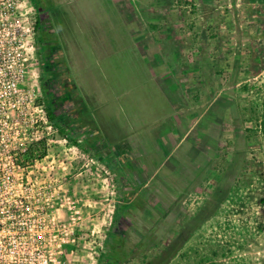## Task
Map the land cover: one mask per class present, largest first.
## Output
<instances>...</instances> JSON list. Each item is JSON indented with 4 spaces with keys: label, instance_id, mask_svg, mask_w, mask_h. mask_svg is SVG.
Wrapping results in <instances>:
<instances>
[{
    "label": "rangeland",
    "instance_id": "rangeland-1",
    "mask_svg": "<svg viewBox=\"0 0 264 264\" xmlns=\"http://www.w3.org/2000/svg\"><path fill=\"white\" fill-rule=\"evenodd\" d=\"M185 1L188 0H35L41 8L40 15L35 9L36 16L41 18V27L36 28L33 39H29L35 59L29 82H33L36 101L41 103L43 99L41 75L50 77L53 72L50 68L54 63L61 65L65 61L66 68L76 72L77 85L80 87H77L78 92H73L71 99L64 103L58 102L55 112L60 119V129L66 133H61L59 127L53 124L55 131L49 136V143H40L41 149L44 147L45 156L38 163L42 167L53 165L56 175H66L62 183V189H66V192L58 189L53 209L59 215L69 214L68 204L62 199L68 195L78 210V213H74L75 241L66 250L68 264H105L108 255L114 258L113 264H143L142 260L146 258L137 254L125 259L123 251L127 246L117 241L116 235L127 231L128 219L133 217L129 206L132 209L133 201L123 203L124 192L120 180L125 165H113L112 168L99 159L98 153L101 154V151L95 130L89 129L86 134L74 136L78 146L69 143L65 136L69 130L64 124L69 121V113L73 114L80 109L77 102L83 98L103 103L97 111L94 109L91 113L97 135L104 139L102 146L122 139L129 132V120L135 117L142 121V108H145L146 101H134L131 98L145 92L140 75H134L135 69L139 67L144 70L145 64L140 61L139 55L133 54L139 50L141 43L132 42L131 35L159 34L167 29L166 25L171 28L173 19L183 21L186 18L183 15L185 9L178 11L176 7L177 10L173 12L171 7L177 4L183 7ZM53 7L63 9L62 13H58V18L49 9ZM149 23H157L159 26L152 28ZM59 30L63 42L56 44H61L64 49V61L56 57L61 55L60 49L51 51L43 46ZM38 38L41 39L39 42ZM136 61H140V65ZM247 92L249 95L246 102L249 107L260 99L259 120L253 129L255 137L249 147L251 152L248 159L251 165H243L230 196L218 212L200 225L167 264H264V131L260 127L264 86L258 97L255 90ZM134 106L137 108L133 111ZM27 172L11 165H0V211L39 206L37 202L32 205V201L22 196L29 192V185L7 179L25 174L32 181L33 173ZM163 172L160 170L157 177L162 176ZM164 175L167 176L166 172ZM216 178L212 176L213 183ZM156 189L155 196L151 198L162 199L161 203L165 207L171 205V195L162 187ZM192 189V186H188L178 195L186 197L183 207H180L177 225L191 217L213 188H197L193 193ZM188 192L191 194L187 195ZM193 223H197L196 216L193 217ZM177 229L175 226L165 233L159 247L148 251L147 258L163 251L176 237ZM215 251L217 254L213 253ZM170 252L164 253V257L167 258Z\"/></svg>",
    "mask_w": 264,
    "mask_h": 264
},
{
    "label": "crops",
    "instance_id": "crops-1",
    "mask_svg": "<svg viewBox=\"0 0 264 264\" xmlns=\"http://www.w3.org/2000/svg\"><path fill=\"white\" fill-rule=\"evenodd\" d=\"M176 7L185 9L183 21L173 19L159 34L131 35L141 43L133 54L145 64L134 71L145 92L131 98L146 101L142 121L129 120V132L103 146L95 126L99 159L125 165L123 203L145 190L153 197L156 187L172 199L188 186L196 185L192 193L211 190L226 165H251L260 99L249 107L246 97L248 90L258 97L264 86V0H188ZM102 104L95 102L96 111ZM160 170L167 176L157 177Z\"/></svg>",
    "mask_w": 264,
    "mask_h": 264
},
{
    "label": "built area",
    "instance_id": "built-area-1",
    "mask_svg": "<svg viewBox=\"0 0 264 264\" xmlns=\"http://www.w3.org/2000/svg\"><path fill=\"white\" fill-rule=\"evenodd\" d=\"M36 20L31 0H0V165L33 173L32 181L25 174L7 179L29 185L23 198L39 203L0 211V264H68L66 250L75 241L74 201L62 198L69 214L53 209L66 175H56L53 165H38L45 156L40 143H49L55 126L29 82Z\"/></svg>",
    "mask_w": 264,
    "mask_h": 264
},
{
    "label": "trees",
    "instance_id": "trees-1",
    "mask_svg": "<svg viewBox=\"0 0 264 264\" xmlns=\"http://www.w3.org/2000/svg\"><path fill=\"white\" fill-rule=\"evenodd\" d=\"M31 2L40 15L41 8L37 5V2H35V0H31ZM49 9L51 13H54L53 15L55 18H58V13L63 12V9L58 7ZM40 27L41 18L38 16L36 20V28ZM59 33L61 34L60 30ZM37 40L39 42L41 39L38 38ZM74 73L76 74L75 71ZM59 82V76L49 79L48 77L46 78L41 75V86L43 90V99L41 102L45 104L48 119L57 127L60 126V119L55 112L59 100L57 92L59 93L61 88ZM73 87L75 88V86ZM88 101H90V103H88ZM81 103L80 109L77 112V118L64 124L66 129L69 130L68 134L65 135L68 142L73 143L76 146L79 144L74 136L86 134L89 129L95 130V122L91 119V113L95 109V101L93 102V100H89V98H87V100L83 98ZM260 127H262L264 131L263 117ZM59 131L61 133H66V131L60 129V127ZM242 166L243 165H226V167L221 170L222 174L220 179L214 185L204 204L200 206L201 208L199 209L198 214H196L197 223H193V217L187 218L181 225H177L176 223L178 216L181 214L180 207H182V205L180 203L186 195L178 196L179 201H176L174 198L172 204L165 207L163 203H161V201H163L162 199L155 200L154 198L145 196L143 192L140 193L134 198V200H132V209L131 205H129L133 217L128 219L127 231H123L116 235L118 243L128 247L123 251L125 253V259L137 254L144 257L146 256V258H143L142 260L143 264H167L171 259H174L177 250L182 249L186 245L187 241L191 239V236L200 225H202L210 216H214L220 208V203L225 202L230 196L232 188L236 183V176ZM175 226L178 228L176 237L163 248V251L154 254L152 258L148 259V251L159 247L161 241H163L164 234L168 233ZM187 249L189 250V248ZM169 251L171 252L168 253L167 258L164 257V253ZM213 253L217 254L216 251ZM203 259L201 258L200 260ZM113 262L114 258L111 255H108L104 261L105 264H113Z\"/></svg>",
    "mask_w": 264,
    "mask_h": 264
},
{
    "label": "flooded vegetation",
    "instance_id": "flooded-vegetation-1",
    "mask_svg": "<svg viewBox=\"0 0 264 264\" xmlns=\"http://www.w3.org/2000/svg\"><path fill=\"white\" fill-rule=\"evenodd\" d=\"M59 34L60 33L58 32V34H56L52 40H48L45 43H43V44H45L43 46L48 47L49 50H51V51H54L55 49H60V52H61L60 54L61 55H58L56 57L58 59H62L64 61L65 60L64 49L61 47V44H59V43L56 44V42H63V40H62V38H61V36ZM59 36H60V38H59ZM54 66L52 68H50V70L53 71V72H52L51 76L48 77V78L52 79V78H55V77H58V76L60 77V82L59 83H60L61 88H60L59 93L57 92V97L59 99L58 102L64 103V102H66L67 99H71L72 95H74L73 92L74 91L78 92L79 91L78 88H80V87L77 85V81H76V77H75L76 74L74 73V71H69L68 67L66 68L65 61L61 65H59L58 63H54ZM74 81H75V83H74ZM73 86H75V88ZM81 89H83V88L81 87ZM81 104H82L81 100L79 102H77L78 106H81ZM263 108H264V101H263ZM77 112H78V110H77ZM77 112H75L73 114H70V113L68 114L69 115V121L68 122H70L72 120H75V118H77L76 117V116H78ZM263 119H264V109H263ZM175 199H176V201H179V197L178 198L175 197ZM182 203H183V201H181L180 204L182 205ZM223 203L224 202H221L219 207H221L223 205ZM200 208L201 207L196 209V211L193 212L191 217L196 216V214H198V211H199ZM179 217H180V215L178 216V218ZM210 219H212V216H210L205 222H208Z\"/></svg>",
    "mask_w": 264,
    "mask_h": 264
}]
</instances>
